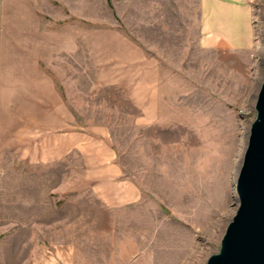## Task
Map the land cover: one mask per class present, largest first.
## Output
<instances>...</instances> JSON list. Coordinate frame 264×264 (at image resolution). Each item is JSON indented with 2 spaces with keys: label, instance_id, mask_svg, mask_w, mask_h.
I'll use <instances>...</instances> for the list:
<instances>
[{
  "label": "rangeland",
  "instance_id": "obj_1",
  "mask_svg": "<svg viewBox=\"0 0 264 264\" xmlns=\"http://www.w3.org/2000/svg\"><path fill=\"white\" fill-rule=\"evenodd\" d=\"M103 1L102 20L159 58V118L137 126V109L128 104L127 118L113 110L110 89L88 93L90 70L75 97L87 123L111 126L142 199L109 209L74 183L78 157L31 165L6 152L0 264H67L68 246L71 264H206L236 212L235 177L264 76V0H246L247 9L213 0L206 10L205 0Z\"/></svg>",
  "mask_w": 264,
  "mask_h": 264
},
{
  "label": "crops",
  "instance_id": "obj_2",
  "mask_svg": "<svg viewBox=\"0 0 264 264\" xmlns=\"http://www.w3.org/2000/svg\"><path fill=\"white\" fill-rule=\"evenodd\" d=\"M104 4L109 7L103 0L1 2L0 158L11 152L25 163L48 165L78 157L82 173L74 183L111 209L139 202L142 192L124 175L111 126L87 123L75 97L86 93L80 81L92 71L88 93L110 89L113 110L127 118L129 104L138 111L132 122L150 125L159 118L161 65L137 39L102 20ZM241 6L247 9L246 0ZM68 247L63 260L71 264Z\"/></svg>",
  "mask_w": 264,
  "mask_h": 264
},
{
  "label": "water",
  "instance_id": "obj_3",
  "mask_svg": "<svg viewBox=\"0 0 264 264\" xmlns=\"http://www.w3.org/2000/svg\"><path fill=\"white\" fill-rule=\"evenodd\" d=\"M264 50V48H263ZM235 177L236 212L206 264H264V76Z\"/></svg>",
  "mask_w": 264,
  "mask_h": 264
},
{
  "label": "bare ground",
  "instance_id": "obj_4",
  "mask_svg": "<svg viewBox=\"0 0 264 264\" xmlns=\"http://www.w3.org/2000/svg\"><path fill=\"white\" fill-rule=\"evenodd\" d=\"M231 16H232V15H231ZM231 16H230V17H231ZM230 27H231V26H230ZM233 32H234V30H233ZM239 32H240V31H239ZM259 42H260V41H259ZM261 47H262V46H260L259 48H261ZM235 196H236V191H235Z\"/></svg>",
  "mask_w": 264,
  "mask_h": 264
}]
</instances>
